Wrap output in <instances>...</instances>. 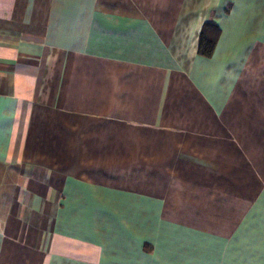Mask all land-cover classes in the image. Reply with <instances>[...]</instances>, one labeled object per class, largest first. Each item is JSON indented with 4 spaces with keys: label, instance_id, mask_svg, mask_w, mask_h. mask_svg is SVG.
Here are the masks:
<instances>
[{
    "label": "crops",
    "instance_id": "obj_1",
    "mask_svg": "<svg viewBox=\"0 0 264 264\" xmlns=\"http://www.w3.org/2000/svg\"><path fill=\"white\" fill-rule=\"evenodd\" d=\"M0 264H264V0H0Z\"/></svg>",
    "mask_w": 264,
    "mask_h": 264
},
{
    "label": "trees",
    "instance_id": "obj_2",
    "mask_svg": "<svg viewBox=\"0 0 264 264\" xmlns=\"http://www.w3.org/2000/svg\"><path fill=\"white\" fill-rule=\"evenodd\" d=\"M217 34L218 28L214 24L207 22L203 25L199 39V53L209 55L212 52Z\"/></svg>",
    "mask_w": 264,
    "mask_h": 264
}]
</instances>
